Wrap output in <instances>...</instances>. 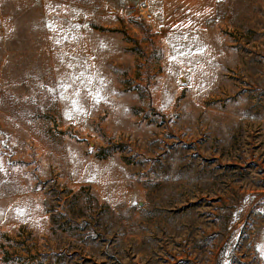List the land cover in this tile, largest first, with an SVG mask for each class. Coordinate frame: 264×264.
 Segmentation results:
<instances>
[{
	"label": "rangeland",
	"instance_id": "374dc122",
	"mask_svg": "<svg viewBox=\"0 0 264 264\" xmlns=\"http://www.w3.org/2000/svg\"><path fill=\"white\" fill-rule=\"evenodd\" d=\"M0 264H264V0H0Z\"/></svg>",
	"mask_w": 264,
	"mask_h": 264
},
{
	"label": "built area",
	"instance_id": "2783aa9c",
	"mask_svg": "<svg viewBox=\"0 0 264 264\" xmlns=\"http://www.w3.org/2000/svg\"><path fill=\"white\" fill-rule=\"evenodd\" d=\"M134 17L137 20L149 23L154 19L153 12L147 1H142L134 9Z\"/></svg>",
	"mask_w": 264,
	"mask_h": 264
},
{
	"label": "trees",
	"instance_id": "16d2710c",
	"mask_svg": "<svg viewBox=\"0 0 264 264\" xmlns=\"http://www.w3.org/2000/svg\"><path fill=\"white\" fill-rule=\"evenodd\" d=\"M87 191H89V189H87V188H82L81 193H86ZM81 193H80V194H74V197L81 196Z\"/></svg>",
	"mask_w": 264,
	"mask_h": 264
}]
</instances>
